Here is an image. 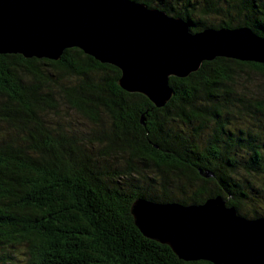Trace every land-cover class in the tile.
<instances>
[{
  "label": "trees",
  "instance_id": "obj_1",
  "mask_svg": "<svg viewBox=\"0 0 264 264\" xmlns=\"http://www.w3.org/2000/svg\"><path fill=\"white\" fill-rule=\"evenodd\" d=\"M131 1L191 33L264 37V0ZM119 78L77 48L57 61L0 55V264H211L145 237L131 214L137 199L219 196L239 216L264 218V65L203 62L169 78L161 108Z\"/></svg>",
  "mask_w": 264,
  "mask_h": 264
},
{
  "label": "water",
  "instance_id": "obj_2",
  "mask_svg": "<svg viewBox=\"0 0 264 264\" xmlns=\"http://www.w3.org/2000/svg\"><path fill=\"white\" fill-rule=\"evenodd\" d=\"M77 48L120 71L128 93L163 107L169 78H186L203 62L227 58L264 65V37L248 28L191 33L182 19L131 0H0V55L57 61ZM142 234L184 262L264 264V218L246 219L217 196L198 205L137 199Z\"/></svg>",
  "mask_w": 264,
  "mask_h": 264
},
{
  "label": "rangeland",
  "instance_id": "obj_3",
  "mask_svg": "<svg viewBox=\"0 0 264 264\" xmlns=\"http://www.w3.org/2000/svg\"><path fill=\"white\" fill-rule=\"evenodd\" d=\"M249 81H251V83H250V86L251 87H256V86H259V85H261V81L259 80V79H255L254 77H252L251 75H250V78H249ZM19 256V255H18ZM17 262L19 263V264H24V259H23V257L21 256H19V258H17Z\"/></svg>",
  "mask_w": 264,
  "mask_h": 264
}]
</instances>
